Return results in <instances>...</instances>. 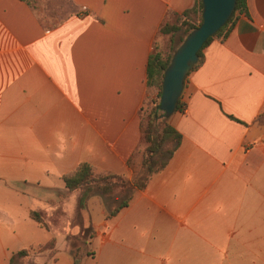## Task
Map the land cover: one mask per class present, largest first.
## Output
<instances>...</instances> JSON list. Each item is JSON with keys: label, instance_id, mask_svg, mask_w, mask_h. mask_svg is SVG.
<instances>
[{"label": "crops", "instance_id": "1", "mask_svg": "<svg viewBox=\"0 0 264 264\" xmlns=\"http://www.w3.org/2000/svg\"><path fill=\"white\" fill-rule=\"evenodd\" d=\"M65 1L46 21L0 0V264L51 237L36 241L29 211L80 163L131 178L159 26L195 0ZM245 5L185 78L167 165L115 215L92 216L81 264H232L238 238H264V0ZM47 264H73L70 251Z\"/></svg>", "mask_w": 264, "mask_h": 264}, {"label": "trees", "instance_id": "2", "mask_svg": "<svg viewBox=\"0 0 264 264\" xmlns=\"http://www.w3.org/2000/svg\"><path fill=\"white\" fill-rule=\"evenodd\" d=\"M22 1L31 4L34 0ZM245 8V0H236L234 9L226 22L214 34L209 36L198 50V59L192 69L202 61V48L214 37L224 38L233 26L236 18L235 13L245 11ZM201 13V0H195L192 7L180 14H169L159 26V33L168 35L170 46L165 56H162L161 52L155 47L148 57L147 85L156 89L157 92L154 97L145 102L139 111L140 146H142L136 156L132 155L126 161L132 171L131 178L127 179L121 174L111 172L94 174L91 165L87 162L80 163L72 172L62 176L66 190L68 192L77 191V209L85 208L87 200L94 194L114 197V195L121 192L123 196L118 203L110 206L107 210V216H113L128 204L134 189H143L151 176L167 165L181 141V134L169 122L170 116H164L159 109L162 76L174 50L185 36L201 23ZM173 42H175L174 46ZM182 107L178 99L175 110H182ZM29 216L39 226L48 228L40 210H30ZM92 236L93 228L90 225L80 227L76 235L67 236L73 264H81L83 258L94 255V251L89 247ZM53 246L54 238L52 236L45 243L37 245L40 250L49 249L50 252ZM31 248L33 247L22 248L12 253L9 263L18 264L15 263V258L27 255Z\"/></svg>", "mask_w": 264, "mask_h": 264}, {"label": "rangeland", "instance_id": "3", "mask_svg": "<svg viewBox=\"0 0 264 264\" xmlns=\"http://www.w3.org/2000/svg\"><path fill=\"white\" fill-rule=\"evenodd\" d=\"M31 5L35 7L40 18L46 21L48 19L53 21L61 19L65 12H69L71 9L70 4L65 0H34ZM156 44V49L161 52L162 56H165L170 46L168 35L158 38ZM137 153L134 155L136 156ZM53 193L58 196V199H54L49 205L38 209L41 211L48 228H40V234L35 237L37 242H43L52 236L54 246L51 252L49 249L40 250L36 245L29 249L27 255L16 257L15 263L42 264V262H46L45 264H47L49 261H56V252L63 255L69 250L67 236L76 235L80 227L92 226L93 215L106 213L110 206L116 205L123 196L121 192L117 194L115 192L114 197L94 194L87 200L85 208L77 209V191L68 192L65 189ZM89 247L93 250L90 245ZM235 247V252L229 255V263L264 264V238H238Z\"/></svg>", "mask_w": 264, "mask_h": 264}, {"label": "water", "instance_id": "4", "mask_svg": "<svg viewBox=\"0 0 264 264\" xmlns=\"http://www.w3.org/2000/svg\"><path fill=\"white\" fill-rule=\"evenodd\" d=\"M236 0H201V23L192 29L174 50L164 69L159 97V109L168 117L181 94L185 77L198 59V50L228 19Z\"/></svg>", "mask_w": 264, "mask_h": 264}, {"label": "built area", "instance_id": "5", "mask_svg": "<svg viewBox=\"0 0 264 264\" xmlns=\"http://www.w3.org/2000/svg\"><path fill=\"white\" fill-rule=\"evenodd\" d=\"M181 104H182V110L185 108V104H184V102H181Z\"/></svg>", "mask_w": 264, "mask_h": 264}]
</instances>
